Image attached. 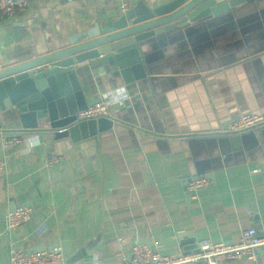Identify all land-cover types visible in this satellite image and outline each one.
Returning <instances> with one entry per match:
<instances>
[{"label":"crops","instance_id":"crops-1","mask_svg":"<svg viewBox=\"0 0 264 264\" xmlns=\"http://www.w3.org/2000/svg\"><path fill=\"white\" fill-rule=\"evenodd\" d=\"M139 1L152 9L174 0H127L129 10ZM120 15L117 0H32L12 20L0 14V69L66 49ZM143 52L147 77L130 85L97 78L87 66L79 73L89 105L121 87L129 93L96 136L74 142L0 115V131L23 138L8 147L0 138V264H10L13 244L59 245L67 264L95 257L128 264L139 242L178 255L184 233L217 243H234L249 228L264 236V125L218 133L244 114L264 115V0L189 22L149 40ZM32 135L41 143L25 155ZM54 155L61 161L47 166ZM197 176L211 184L191 199L187 186ZM19 206H31L32 218L8 230L5 216Z\"/></svg>","mask_w":264,"mask_h":264},{"label":"water","instance_id":"water-1","mask_svg":"<svg viewBox=\"0 0 264 264\" xmlns=\"http://www.w3.org/2000/svg\"><path fill=\"white\" fill-rule=\"evenodd\" d=\"M246 1L174 0L152 9L139 1L115 20L97 22L66 49L0 69V115L19 118L25 130L46 125L56 131V137H70L74 142L96 136L110 128L112 121L77 122V114L89 106L79 81L86 66L97 78L120 77L125 85L143 80L148 71L143 52L146 42L189 22L229 12ZM62 129L66 130L59 132ZM179 238L184 255L198 253L192 233Z\"/></svg>","mask_w":264,"mask_h":264},{"label":"built area","instance_id":"built-area-1","mask_svg":"<svg viewBox=\"0 0 264 264\" xmlns=\"http://www.w3.org/2000/svg\"><path fill=\"white\" fill-rule=\"evenodd\" d=\"M120 5V12L124 14L129 11L127 0H117ZM32 0H0V14L5 20H12L19 13L29 10ZM126 89V88H125ZM117 90L109 91L100 95L99 99L90 104L86 110L77 114V122L94 120L99 118H110V108L129 99L122 98L114 102L113 96ZM264 125V115L244 114L233 123L229 124L218 133L220 135H239L248 130ZM62 129L59 132H63ZM1 142L4 147L22 144L21 135L5 134L0 131ZM61 161L60 156L54 155L47 162L52 166ZM5 171V164L0 161V175ZM209 176H197L192 178L187 186L191 199H195L200 190L210 186ZM33 208L31 206H19L8 210L5 221L8 230H15L29 223L32 218ZM256 212L249 211L248 215L253 216ZM197 254L166 255L157 248H152L142 242L136 243L128 260V264H224L229 261H242L248 259L264 264V236H260L255 228H249L242 232L240 239L234 243L214 242L210 239L197 241ZM10 264H67L64 249L57 245L52 248L30 249L21 245L13 244L10 247ZM93 264H100L98 257H95Z\"/></svg>","mask_w":264,"mask_h":264},{"label":"clouds","instance_id":"clouds-1","mask_svg":"<svg viewBox=\"0 0 264 264\" xmlns=\"http://www.w3.org/2000/svg\"><path fill=\"white\" fill-rule=\"evenodd\" d=\"M127 97V91L125 88H119L116 93L113 96L114 102H119L122 98ZM41 138L39 135H32L29 136L25 141V147H24V154L27 155L30 153L35 147L40 145Z\"/></svg>","mask_w":264,"mask_h":264}]
</instances>
